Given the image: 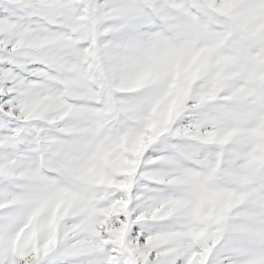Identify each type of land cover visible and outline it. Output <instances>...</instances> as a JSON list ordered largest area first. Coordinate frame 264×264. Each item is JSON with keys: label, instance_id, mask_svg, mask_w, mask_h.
Instances as JSON below:
<instances>
[{"label": "snow or ice", "instance_id": "snow-or-ice-1", "mask_svg": "<svg viewBox=\"0 0 264 264\" xmlns=\"http://www.w3.org/2000/svg\"><path fill=\"white\" fill-rule=\"evenodd\" d=\"M0 152V264H264V0H0Z\"/></svg>", "mask_w": 264, "mask_h": 264}, {"label": "rangeland", "instance_id": "rangeland-1", "mask_svg": "<svg viewBox=\"0 0 264 264\" xmlns=\"http://www.w3.org/2000/svg\"><path fill=\"white\" fill-rule=\"evenodd\" d=\"M120 2H124V0H120ZM164 2H168V0H164ZM179 3H194L198 2V0H177ZM121 32H120V26H117L116 29L113 30L111 36L119 38ZM106 65L109 69V71L113 75H119L121 72L125 71L128 67V61L125 60L124 58L116 55L115 53H109L106 56ZM152 92L148 89H141L137 90L136 92L133 93H121L118 94V97L123 99L125 102L128 103H137L148 96H150ZM80 102H85L83 99H81ZM87 103H94L91 100L86 101ZM202 118V113L201 111H191V112H186L182 114L181 120L178 121L180 122H188V121H196L198 119ZM121 127H127L128 122L123 121L120 123ZM26 143L31 142V133H28L26 136ZM179 148L182 151H185L189 153L190 155H193V159L185 160V166H196V159H204L206 157H214L215 155V150L207 147H197L196 142L188 139V138H176V137H167V138H161V140L157 141L155 144H153L148 152L146 153V156L152 155V156H168L171 155L173 152L176 151V149ZM6 153L0 152V161L4 160L6 158ZM25 164L30 163L29 160L25 159L22 161ZM165 169H167L169 166L164 165L163 166ZM5 184L10 185L9 187H5ZM143 182H140L136 188H134V193L136 195H140V200L139 201H134V205L138 203H143L145 201V198L147 195H157V196H162L166 195L167 192L170 190L168 186H160V185H153V189H165L163 192H154V193H148L143 187H142ZM21 186L14 185L12 181H3L0 180V196L6 195L7 193L13 191V190H19ZM144 195H141V194ZM153 224H161L165 222H150ZM219 249V246H218ZM214 257L216 255V252L214 251ZM54 260V256L50 255L49 257L43 258L39 264H51V262Z\"/></svg>", "mask_w": 264, "mask_h": 264}, {"label": "clouds", "instance_id": "clouds-1", "mask_svg": "<svg viewBox=\"0 0 264 264\" xmlns=\"http://www.w3.org/2000/svg\"><path fill=\"white\" fill-rule=\"evenodd\" d=\"M173 107H174V102L167 103V104H162L160 106V109H159V115H161L162 117L166 118L171 113V110H172ZM152 130H153V132H155L156 128L153 127ZM148 139H150V137H148V136L144 137L145 141H147Z\"/></svg>", "mask_w": 264, "mask_h": 264}]
</instances>
